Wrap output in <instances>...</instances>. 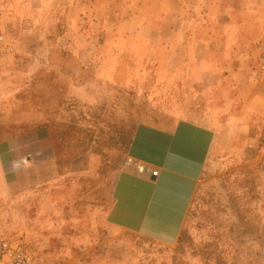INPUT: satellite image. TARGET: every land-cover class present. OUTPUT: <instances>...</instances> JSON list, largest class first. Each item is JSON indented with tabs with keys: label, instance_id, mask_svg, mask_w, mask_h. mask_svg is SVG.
<instances>
[{
	"label": "rangeland",
	"instance_id": "374dc122",
	"mask_svg": "<svg viewBox=\"0 0 264 264\" xmlns=\"http://www.w3.org/2000/svg\"><path fill=\"white\" fill-rule=\"evenodd\" d=\"M185 1L191 4L194 0ZM54 3L62 7L61 12L69 8L67 0ZM50 9L49 0H0V12H5L0 19L3 46H11L8 53L0 49V55H7L13 63L9 65L13 79L26 75L14 81L24 90L22 107L38 112L44 127L37 132L48 143L38 157L42 170L36 181L41 179L42 187L52 186L57 174H74L75 179L67 182L77 185L76 211L95 218L99 215L95 207L110 206L115 182L121 180L127 191L131 186L136 195L149 188L144 178L151 173L149 167L128 158L138 125L170 127L191 120L209 126L215 134L201 174L189 185L188 195L183 193L184 214L175 243L174 238L155 242L128 233L123 234V243L100 236L88 245L91 256L104 264H205L217 257L228 263L239 256L242 264L264 261V112H215L210 96L192 86L193 63L177 66L181 69L177 77L171 72L173 67L153 63L158 62L153 58L118 64V49L100 43L104 46H97L98 56L109 63L76 65L73 62H79L78 57L93 56L95 49L87 48L84 53L82 38L73 31L67 33L61 20L53 28L46 19ZM92 9L76 16L74 30L106 25ZM93 35L100 40V34ZM133 51L155 56L151 50ZM51 59L62 71L53 79L49 76ZM6 132L12 136L21 132L27 139L34 135L30 128ZM138 165L145 166L144 172L137 170ZM33 180L31 174L23 177L24 184ZM48 200L43 194L35 204L51 213ZM24 201L31 207L11 204L13 209L0 208V238L18 244L33 255L36 264H64L54 257L66 243L51 228L27 219L34 213V196ZM129 213L136 219V212ZM159 228L170 235L169 226Z\"/></svg>",
	"mask_w": 264,
	"mask_h": 264
},
{
	"label": "crops",
	"instance_id": "0c3cea01",
	"mask_svg": "<svg viewBox=\"0 0 264 264\" xmlns=\"http://www.w3.org/2000/svg\"><path fill=\"white\" fill-rule=\"evenodd\" d=\"M54 1L57 0H49L51 12L46 17L52 27L58 28L61 20L67 33L73 31L82 38L84 53L87 48L95 49L93 56L78 57L79 62L74 64L109 63L98 56L97 46H104L100 43L118 49V64L143 63L144 57L153 58L158 60L153 63L173 67L171 72L177 77L181 71L177 66L193 63L192 86L210 96L215 112H264V0H194L191 4L185 0H67L69 8L63 12ZM90 8L106 25L74 30L76 16L89 13ZM4 15L5 12H0V19ZM92 33L100 34V40L96 35L90 37ZM0 49L8 53L11 46L2 44ZM124 49L151 50L155 56L119 51ZM9 61L7 55H0V208L13 209L11 204L25 207L26 197L34 196L35 214L31 213L27 219L32 218L58 233L67 246L58 247L60 252L54 258L64 264H104L88 251L90 242L100 236L123 243V234L128 233L155 242L174 238L175 243L184 214L183 193L185 197L188 195L189 185H194L201 174L214 131L191 120L170 127L138 125L128 158L148 166L151 172L156 170L157 176L149 173L144 177L149 188L139 195L134 194L131 186L125 190L121 180L119 184L115 182L110 206L95 207L99 215L89 218L76 211L77 185L75 181L67 182L74 174L63 177L57 174L52 186L42 187L41 179L36 181L42 170L38 157L45 150L44 143H48L41 131L37 132L44 127L38 112L24 111L22 107L20 95L24 90L14 81L25 79L26 75L21 73L13 79L9 71L13 63ZM53 61L48 63L52 67L51 79L62 73L60 65ZM12 128H30L34 135L30 139L21 132L8 135L6 130ZM30 174L35 181L24 184L23 177ZM43 194L49 199L51 213L35 204ZM131 210L136 212V219L129 217ZM120 212L122 215L118 216ZM160 225L171 228L169 236L160 232Z\"/></svg>",
	"mask_w": 264,
	"mask_h": 264
},
{
	"label": "built area",
	"instance_id": "2783aa9c",
	"mask_svg": "<svg viewBox=\"0 0 264 264\" xmlns=\"http://www.w3.org/2000/svg\"><path fill=\"white\" fill-rule=\"evenodd\" d=\"M3 35L0 32V46L3 44ZM139 172H144L142 165L137 166ZM157 171H152L151 176L156 177ZM0 261L1 264H36L33 255L22 247L12 245L4 238H0Z\"/></svg>",
	"mask_w": 264,
	"mask_h": 264
},
{
	"label": "trees",
	"instance_id": "16d2710c",
	"mask_svg": "<svg viewBox=\"0 0 264 264\" xmlns=\"http://www.w3.org/2000/svg\"><path fill=\"white\" fill-rule=\"evenodd\" d=\"M263 244H264V240H263ZM214 259V262L213 263H210L209 259L207 260V262H205V264H242V261H241V257H233L229 260L228 263L226 262H222V260L217 257V258H213ZM248 264H264V261H261V262H254V261H249Z\"/></svg>",
	"mask_w": 264,
	"mask_h": 264
}]
</instances>
